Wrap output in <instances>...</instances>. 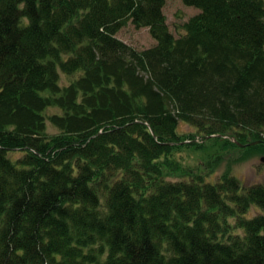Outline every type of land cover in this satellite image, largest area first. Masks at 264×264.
<instances>
[{
    "label": "trees",
    "instance_id": "16d2710c",
    "mask_svg": "<svg viewBox=\"0 0 264 264\" xmlns=\"http://www.w3.org/2000/svg\"><path fill=\"white\" fill-rule=\"evenodd\" d=\"M182 1L176 37L164 0H0V264H264V185L157 163L264 147V0ZM129 20L156 43L117 38Z\"/></svg>",
    "mask_w": 264,
    "mask_h": 264
},
{
    "label": "rangeland",
    "instance_id": "374dc122",
    "mask_svg": "<svg viewBox=\"0 0 264 264\" xmlns=\"http://www.w3.org/2000/svg\"><path fill=\"white\" fill-rule=\"evenodd\" d=\"M163 14L169 30L177 37L183 34L182 24L199 9L188 6L182 0H164ZM115 36L137 50L153 46L156 40L151 36L148 27H136L130 20ZM74 76L61 74V84L67 85ZM47 114L61 113L58 108H49ZM177 132L179 140H188L196 135V129L184 122H179ZM61 132L49 120L46 121V136L49 140ZM227 140V141H226ZM199 144V145H198ZM165 180L178 181L191 175H201L205 181L218 182L222 176L237 177L241 187L252 184L264 185V147L257 144L240 147L228 143V139L210 138L194 144L174 147L170 153L157 161ZM260 212L256 207L250 210V216ZM233 223L232 219H229ZM242 233L240 229L234 230Z\"/></svg>",
    "mask_w": 264,
    "mask_h": 264
},
{
    "label": "water",
    "instance_id": "95a60500",
    "mask_svg": "<svg viewBox=\"0 0 264 264\" xmlns=\"http://www.w3.org/2000/svg\"><path fill=\"white\" fill-rule=\"evenodd\" d=\"M262 140H257V141H253V142H247L246 144H242V143H240V142H238V141H235L240 147H244V146H246V145H253V144H256V143H258V142H261ZM180 143H184V142H180Z\"/></svg>",
    "mask_w": 264,
    "mask_h": 264
},
{
    "label": "bare ground",
    "instance_id": "6f19581e",
    "mask_svg": "<svg viewBox=\"0 0 264 264\" xmlns=\"http://www.w3.org/2000/svg\"><path fill=\"white\" fill-rule=\"evenodd\" d=\"M152 36V35H151Z\"/></svg>",
    "mask_w": 264,
    "mask_h": 264
},
{
    "label": "flooded vegetation",
    "instance_id": "af4514ba",
    "mask_svg": "<svg viewBox=\"0 0 264 264\" xmlns=\"http://www.w3.org/2000/svg\"><path fill=\"white\" fill-rule=\"evenodd\" d=\"M264 142V141H263Z\"/></svg>",
    "mask_w": 264,
    "mask_h": 264
}]
</instances>
